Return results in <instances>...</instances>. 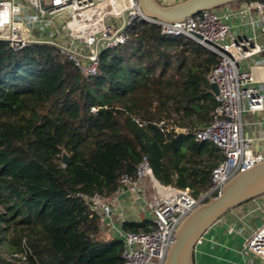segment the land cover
Instances as JSON below:
<instances>
[{"label":"trees","instance_id":"16d2710c","mask_svg":"<svg viewBox=\"0 0 264 264\" xmlns=\"http://www.w3.org/2000/svg\"><path fill=\"white\" fill-rule=\"evenodd\" d=\"M218 62L143 19L127 43L101 53L95 76L53 45L0 43V264H123L124 239L103 235L85 195L111 198L123 176L137 181L144 158L161 184L206 191L224 155L195 133L212 119L208 76Z\"/></svg>","mask_w":264,"mask_h":264},{"label":"built area","instance_id":"2783aa9c","mask_svg":"<svg viewBox=\"0 0 264 264\" xmlns=\"http://www.w3.org/2000/svg\"><path fill=\"white\" fill-rule=\"evenodd\" d=\"M235 17L239 18L237 34L232 29ZM139 19L156 23L144 16L138 0H0V38L9 40L12 49L53 45L85 76L99 71V43L102 51L127 43L129 29ZM156 24L166 36L191 38L217 54L219 62L208 76L210 84L219 87V93L213 94L217 103L211 121L195 136L198 142H213L224 160L213 169L209 188L199 196L188 188L161 184L146 158L138 167L137 181L121 178L119 191L137 190L146 181L150 200L157 201L150 230L120 232L125 242L123 264H165L183 219L220 193L238 172L264 159V79L254 71L264 65L257 58L264 52V1H250L239 10L225 6L203 10L181 22ZM145 169L152 182L145 179ZM85 197L102 216L112 213L111 199L99 194ZM245 246L264 260V221L247 237ZM15 257L26 260L18 253L10 259Z\"/></svg>","mask_w":264,"mask_h":264},{"label":"crops","instance_id":"0c3cea01","mask_svg":"<svg viewBox=\"0 0 264 264\" xmlns=\"http://www.w3.org/2000/svg\"><path fill=\"white\" fill-rule=\"evenodd\" d=\"M178 1L181 0H168L167 3ZM249 2H237L225 8L239 10L248 6ZM238 24L239 18H233L232 29L236 34L240 33ZM257 58L263 62L264 52ZM254 71L264 79V65L256 67ZM130 191L124 189L109 198L113 202L112 213L109 216H102L101 223L105 237L119 236L123 231L122 224L126 220H142L145 218L144 214L149 212L152 215L153 202L150 200L152 196L148 183L144 181L137 190ZM263 221L264 196L230 210L198 242L194 252V264H264L262 258L250 252L245 246L247 237Z\"/></svg>","mask_w":264,"mask_h":264},{"label":"water","instance_id":"95a60500","mask_svg":"<svg viewBox=\"0 0 264 264\" xmlns=\"http://www.w3.org/2000/svg\"><path fill=\"white\" fill-rule=\"evenodd\" d=\"M138 1L148 20L176 23L203 10L253 0H181L168 4L160 0ZM0 43L9 45L10 42L0 38ZM98 49L101 54L103 51L100 43ZM210 87L213 94L219 93L217 83H211ZM177 132L184 133L185 130L177 128ZM69 162L70 157L64 152L63 164L68 165ZM260 196H264V159L249 169L238 172L224 184L220 193L198 205L183 219L165 264H194L196 245L205 233L230 210Z\"/></svg>","mask_w":264,"mask_h":264},{"label":"rangeland","instance_id":"374dc122","mask_svg":"<svg viewBox=\"0 0 264 264\" xmlns=\"http://www.w3.org/2000/svg\"><path fill=\"white\" fill-rule=\"evenodd\" d=\"M247 119H249V120H251L252 118H253V116L252 115H250V117L248 116V115H246L245 116ZM127 190H129L130 191V189H127ZM131 192V191H130ZM157 203V201H154L153 203H151L152 205H155ZM112 208H113V204H112ZM145 215V218H153V212H152V215L150 214V212H149V214L148 213H146V214H144ZM137 217L136 218H138V215H136ZM140 216H143V215H140Z\"/></svg>","mask_w":264,"mask_h":264},{"label":"bare ground","instance_id":"6f19581e","mask_svg":"<svg viewBox=\"0 0 264 264\" xmlns=\"http://www.w3.org/2000/svg\"><path fill=\"white\" fill-rule=\"evenodd\" d=\"M144 177H145V179L148 180L149 182H152V177L150 176V173L147 171V169H145Z\"/></svg>","mask_w":264,"mask_h":264}]
</instances>
